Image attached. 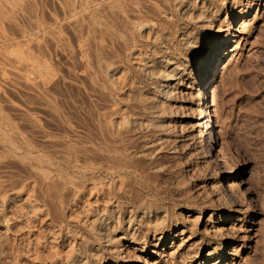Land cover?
<instances>
[{
  "label": "rangeland",
  "instance_id": "obj_1",
  "mask_svg": "<svg viewBox=\"0 0 264 264\" xmlns=\"http://www.w3.org/2000/svg\"><path fill=\"white\" fill-rule=\"evenodd\" d=\"M105 2L0 0V264H264V0ZM238 28L200 137L172 64Z\"/></svg>",
  "mask_w": 264,
  "mask_h": 264
},
{
  "label": "bare ground",
  "instance_id": "obj_2",
  "mask_svg": "<svg viewBox=\"0 0 264 264\" xmlns=\"http://www.w3.org/2000/svg\"><path fill=\"white\" fill-rule=\"evenodd\" d=\"M260 3L263 0H257ZM109 4L105 2V0H100L99 3V8L101 10H105L107 8H109ZM252 10V9H251ZM250 12V11H249ZM243 35L242 30L235 29L234 30V34H230V31H228V34L224 37V41L223 43L220 41H215L212 43L211 45V53L210 55L206 56L202 63H201V67H200V76H199V80H198V86L197 87H193L192 85H188L185 87L184 83H183V76H185V71L181 68V66L178 63H173L172 64V77L171 80L172 82H182L181 83V87H184L185 90H183V95L185 97H189L191 98V104L195 105L197 108V111L199 113L198 117L195 118L197 123L195 125V127H197L198 129V136L200 137H204L205 134L208 135L209 137H215V136H219V130H218V126L217 125H213V117H215L216 119H218V116L216 114V110H215V104H214V92H212V96L209 97V93H207V89L208 86L210 84H213V80L216 77V73L217 70L219 68V66L221 67V64L223 62V64H225V62L227 61L228 57H229V53L232 52L235 49H228V52L223 53V55H219L220 51L225 48L228 47L231 43L230 41V37L234 38V39H239L240 36ZM238 47V46H237ZM113 73V70L111 68H106V74L110 75ZM172 88H177L176 85L173 86ZM193 91H195V94L193 93ZM195 98H199V101L197 104H195ZM205 129L204 132H201V129ZM220 142L222 144V147L220 148V150L218 151V154H224L225 153V147L224 144L222 143V138H220ZM106 171L111 175V176H121L124 178H132L135 177V172L133 171V169L127 165H119L118 167H106ZM139 177V176H138ZM136 178V177H135ZM143 177H141L140 180H142ZM138 182H141V186L143 187V189H145L146 191L151 192L153 189L151 187L148 186V183L139 181V179H137ZM232 181V180H231ZM230 181V182H231ZM229 184V183H228ZM220 188L222 187V185L219 186ZM230 187V186H229ZM231 190L236 191L237 190V186L236 185H231ZM78 195L81 194L80 191L77 192ZM111 195L117 199L118 194L112 190L111 191ZM158 210V209H157ZM138 211H144L143 213V218H152V211H147L146 209H143V207H138ZM210 219H208L209 221ZM105 225L104 219L102 217H100L99 219H97L94 223H93V231L97 232L98 230H102L103 227ZM159 231H162L161 234V238L159 239L161 241V245L163 247L168 245V241H169V236L173 237L171 240H174L175 238L177 239V236H179L178 234L176 235H172L170 233V235L167 234V232L165 230H160V228L158 227L157 224L155 225H148L147 226V234L148 237H150L152 234L156 235ZM183 235V232L181 233ZM119 240H123V237H120ZM133 242H136V239L133 238L132 239ZM131 242V241H130ZM133 244V243H132ZM162 254H161V253ZM159 254V255H158ZM166 253L164 252L163 248L161 249V251H159L157 253V255L160 257V260H158L159 262H162V264H175V262H173V259L167 255H165ZM140 264H148L147 261L140 259ZM193 262H189V264H192ZM157 264V263H156ZM216 264H221L220 262L216 263Z\"/></svg>",
  "mask_w": 264,
  "mask_h": 264
}]
</instances>
